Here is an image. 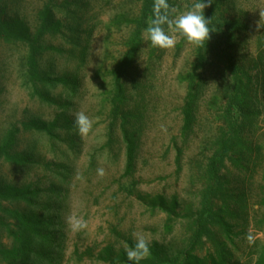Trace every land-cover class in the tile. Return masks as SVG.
<instances>
[{
	"label": "rangeland",
	"instance_id": "rangeland-1",
	"mask_svg": "<svg viewBox=\"0 0 264 264\" xmlns=\"http://www.w3.org/2000/svg\"><path fill=\"white\" fill-rule=\"evenodd\" d=\"M195 2L168 0L171 15ZM215 2L232 25L211 22L203 46L180 38L160 49L144 38L154 0H0V185L8 189L0 264H135L126 254L133 233L150 248L139 264H186L222 247L225 264H256L264 247L263 115L249 129L251 158H225L216 175L210 159L219 127L237 113L226 111L236 75L258 80L253 107L264 112V0ZM137 30L144 44L117 87ZM191 83L200 97L189 130ZM78 112L93 121L86 137ZM15 189L24 193L19 201ZM17 206L39 221L22 231L35 243L24 253L19 220L7 211ZM70 216L87 228L72 230ZM219 220L228 230L213 225Z\"/></svg>",
	"mask_w": 264,
	"mask_h": 264
},
{
	"label": "trees",
	"instance_id": "trees-1",
	"mask_svg": "<svg viewBox=\"0 0 264 264\" xmlns=\"http://www.w3.org/2000/svg\"><path fill=\"white\" fill-rule=\"evenodd\" d=\"M205 3H208V0H205ZM208 8V10L206 9ZM207 15L206 18L211 19L212 23H226L228 26L232 25V22L230 19H224L216 5L215 0H212V3L210 6L206 7ZM150 14V13H149ZM44 17V16H43ZM224 24L222 25L224 27ZM0 25H3V23L0 21ZM45 28L46 25H43ZM232 33V31H230ZM144 44V39L141 36L140 30H137L130 40L128 41V49L126 54L122 57L120 64L118 65V69L116 71L117 75V87L121 86L120 83V77L121 75L126 73V69L132 65L134 62V59L136 55L138 54L139 50L142 48ZM226 56H229L230 53L226 52ZM224 56V53H222V56ZM232 93H230L229 101H227L226 104V111H232L234 108H236L237 113L235 115H231L230 112H228L229 117L226 119V122H224L223 125L219 127L218 132L214 136V150L215 154L210 159V171L213 172L216 175V171L223 165V162L226 159L236 160L239 157L250 154V158L252 157V152L254 150L253 145L255 144L252 139L249 138L250 132L249 129L254 126V124L257 121V118L260 114L263 115L264 119V112H259L254 109L253 106L257 103V94L253 91L254 85L256 86V82L258 85V80L256 81L254 79V76H250L245 80H243V76L236 75L235 78L232 79ZM256 81V82H255ZM252 83V87L250 85V88H246V83ZM193 87V83H191L188 101L186 102V106L184 108V116L186 120V126L185 129H191L195 119V109H196V98L200 97L199 91L194 93L192 95L191 89ZM201 89V88H200ZM253 102V105L251 106L250 103ZM228 106V108H227ZM252 153V154H251ZM256 160V157H255ZM132 161V147L129 146V162ZM262 180L264 184V166L262 168ZM8 189H3L2 185H0V209L2 208V202L1 200L5 198L4 194H6V191ZM15 194L12 196L17 201H19V198H22L24 196V193L20 189H15ZM8 197V196H7ZM263 205H264V198H263ZM18 207V206H17ZM19 208V207H18ZM15 209H8V213L12 215L15 219L17 218L19 220V224L17 225V230L15 232L18 237L22 238L20 240L23 248L18 251V253H21V251L24 253L26 251L31 250V246L33 245L29 244L28 241H24L22 236V231L26 232L28 229H38L39 221L35 217H30L26 214V212L22 211L20 208ZM207 222H209V219H206ZM205 221V224L207 226V222ZM259 222L264 224V213L259 219ZM213 225L222 230H228V224L226 223H220L219 221H215ZM21 235V236H20ZM152 264V263H150ZM186 264H225V252L223 247L220 249V252L211 253L209 256H199L197 254L191 255L189 257ZM256 264H264V247L262 251L260 252L258 259L256 261Z\"/></svg>",
	"mask_w": 264,
	"mask_h": 264
},
{
	"label": "clouds",
	"instance_id": "clouds-1",
	"mask_svg": "<svg viewBox=\"0 0 264 264\" xmlns=\"http://www.w3.org/2000/svg\"><path fill=\"white\" fill-rule=\"evenodd\" d=\"M212 0H200L195 2L191 8L179 15H171L176 10L168 3V0H154L152 7V15L148 19V26L144 31V38L150 41L154 48L172 49L175 47L178 39L184 38L187 43L195 47L203 46L205 41H209L210 29L209 24L211 19L204 15L206 7L210 6ZM260 21H264V9H260ZM167 26V31L165 30ZM93 121L84 113L78 112L75 116V126L81 137L88 136L92 130ZM97 174L100 177L104 176V169H97ZM69 226L72 230L78 231L87 228V222L82 218L70 216L68 218ZM135 239L134 246L126 249L127 258L129 261H134L135 264L150 255L148 241L136 233H133ZM249 243L254 242V237L249 233L246 237Z\"/></svg>",
	"mask_w": 264,
	"mask_h": 264
}]
</instances>
